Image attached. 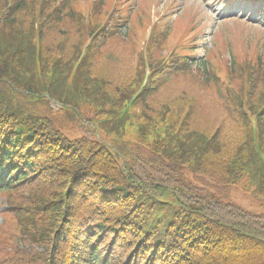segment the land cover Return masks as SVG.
<instances>
[{"label": "trees", "instance_id": "1", "mask_svg": "<svg viewBox=\"0 0 264 264\" xmlns=\"http://www.w3.org/2000/svg\"><path fill=\"white\" fill-rule=\"evenodd\" d=\"M22 9L0 10V170L26 264H264V215L224 201L244 180L264 199V59L212 53L201 73L185 45L164 62L157 31L127 108L144 36H98L74 69L101 17Z\"/></svg>", "mask_w": 264, "mask_h": 264}, {"label": "rangeland", "instance_id": "2", "mask_svg": "<svg viewBox=\"0 0 264 264\" xmlns=\"http://www.w3.org/2000/svg\"><path fill=\"white\" fill-rule=\"evenodd\" d=\"M175 7L168 12L173 16L179 14L185 10L188 16L204 15L206 17V24L204 25L205 34L202 36V44L205 46H211V33L217 29H225L231 31H241L247 29L245 24L239 21H232L230 18L236 17L237 19L242 18L243 21H255L257 22L258 17L255 12L251 9L250 5L242 7L240 4L235 6H227L224 4L225 0H171ZM186 8V9H185ZM166 12V11H164ZM264 20V16L262 17ZM256 30L252 32L255 38L264 39V24L262 22L257 23ZM232 31V32H234ZM261 35V36H260ZM198 116H202L199 114ZM209 120L204 121L205 126L215 125L218 120L212 116L208 117ZM231 202L242 207L245 210L251 211L255 214L264 213V201L258 198L254 192V187L248 185L244 180L236 185L232 191L230 198ZM0 200V213L4 210V207ZM1 218V217H0ZM1 222V219H0Z\"/></svg>", "mask_w": 264, "mask_h": 264}]
</instances>
